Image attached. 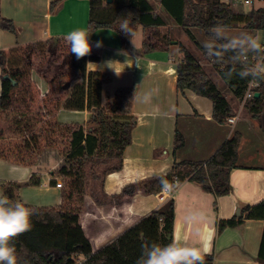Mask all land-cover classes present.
Here are the masks:
<instances>
[{"label":"trees","instance_id":"16d2710c","mask_svg":"<svg viewBox=\"0 0 264 264\" xmlns=\"http://www.w3.org/2000/svg\"><path fill=\"white\" fill-rule=\"evenodd\" d=\"M91 14L88 29L93 32L97 29L109 28L116 31L127 42L131 39L138 26L147 27L144 41V52L168 50L172 39L168 34L161 33V26L165 20L156 14L147 0H89ZM168 10L171 17L182 28L205 54L202 44L194 34V29H203L205 35L212 37L211 30L220 25L224 28L244 27L251 31L257 30L264 34V7L236 6L223 0H159ZM53 6V5H52ZM55 4L52 10L55 9ZM127 21L129 33L121 31V25ZM0 27L18 33L13 20L4 17L0 5ZM65 37H53L33 43L17 44L9 52L0 50V67L2 68V92L0 96V115L12 117L8 122L20 136L24 137L19 144L9 143L0 145V159L26 167L39 166V162H29L25 157L35 153L38 149L52 152L58 131H65L69 143L62 152L64 156L59 167L53 170V175L61 176L65 181L62 193V203L55 206H33L25 204L35 210L31 217L30 231L18 236L11 243L14 244L17 255V264H136L141 255V246L153 242L167 245L174 241V226L176 218V201L169 199L160 209L152 211L142 217L115 240L94 252L92 243L87 237L83 224L80 222L81 213L85 207V198L90 196L98 205H106L119 200L125 194H131L140 184H130L119 194L112 196L105 192V179L108 173L121 170L124 166L126 148L132 142V132L137 123L133 115V101L135 91L132 87L118 88L114 96L106 95L103 99V84L108 81L109 75L100 71L89 70L88 60H98L97 55H87L79 60L70 52L64 62L51 61L38 72L44 78L51 76L50 85L55 87V81L64 78L66 73L71 75V88L66 90L65 84H60L54 94L68 93L66 98H55L54 109L92 110V126L86 129L83 124L75 123L62 127L59 121L53 123L37 118L28 117L30 112L22 111L28 105V98L32 94L31 87L22 79L27 76L24 62L28 55H22L23 49L33 53L34 46L50 45L53 50ZM218 43H222L217 41ZM26 45V46H24ZM182 57L177 65V85L180 91L191 89L198 95L208 97L213 101V117L219 123H226L236 115V108L228 95L213 79L210 71L202 65L201 60L182 42H179ZM232 53H225L223 60L208 58L212 68L217 71L237 101L242 102L247 91L250 79H241L233 76L228 80L224 73L232 66ZM252 56L247 63L252 65ZM237 69L241 66L236 65ZM9 75L10 78H5ZM16 82V84L14 83ZM260 93L246 100L244 103L248 113L258 121L264 131V79L261 80ZM51 97V95H48ZM62 100H64L62 102ZM63 106V107H62ZM51 112L46 115L52 116ZM6 128L0 127V140ZM242 134H235L207 161L184 160L174 164L173 169L164 175L152 178L146 182L148 193L161 191L160 179L170 182L179 180L180 184L190 180L204 190L213 192L216 197L232 193L231 172L236 167ZM176 149L184 144V138L176 133ZM54 150V149H53ZM41 174L32 173L26 182L9 181L5 184L10 201H19L16 191L23 186L40 185ZM51 183L56 185V179ZM3 186V187H4ZM215 208H218L215 202ZM240 214L230 219L218 221V233L227 227H237L246 220H264V199L257 204H246L241 207ZM205 264H214L213 253L204 254ZM84 259H83V258ZM261 264H264V232L259 252Z\"/></svg>","mask_w":264,"mask_h":264},{"label":"crops","instance_id":"0c3cea01","mask_svg":"<svg viewBox=\"0 0 264 264\" xmlns=\"http://www.w3.org/2000/svg\"><path fill=\"white\" fill-rule=\"evenodd\" d=\"M147 1L166 22L160 27L161 33L168 34L175 43L172 42L168 50L144 52L147 27L143 25L138 26L135 35L127 42L112 29H97L91 32L89 42L92 55L99 56V59L88 60L87 63L89 70L109 75L108 81L103 84L104 96L110 94L106 85L111 81H116L119 87L130 86L135 91L133 115L137 123L132 132V142L125 150L123 168L106 176L105 192L112 196L121 193L127 185H140L133 193L106 205H98L93 198L86 196L80 222L94 252L98 251L166 203L158 200L157 193L146 191L147 181L169 173L176 162L207 161L235 132H240L242 141L237 165L231 172L232 193L216 197L213 192L190 180L175 188L172 196L177 209L174 241L182 245H196L204 254L213 253L214 264H261L258 256L264 220L249 219L220 233L218 221L230 219L242 206L254 205L264 199V131L242 102L232 98V94L228 98L236 108V121L219 123L213 117V101L210 98L201 97L191 89H178L177 65L182 57L179 42L188 46L192 39L178 28L159 0ZM54 4L55 9L52 10ZM0 5L2 15L13 20L18 28L15 34L0 27V50L6 52L17 44L66 37L74 30L88 28L92 9L89 0H0ZM138 30H141V35L137 38ZM193 31L197 37L199 29ZM97 41H102V47H96ZM200 60L204 65V60ZM108 61L113 62L111 67ZM2 78L0 67V94ZM178 131L184 138V144L176 149ZM4 165L12 166L13 174L0 173V181L26 182L32 173L39 172L0 159V166ZM39 173L43 177L40 190H49V181L60 178L53 175V170ZM46 174L51 177L44 179ZM0 186L4 192L5 186ZM8 189L10 191L11 187ZM54 189L61 188L55 186ZM16 194L23 202L21 195ZM150 196L154 200H150ZM47 200L48 196L42 204L49 203ZM61 203L62 194L57 205ZM194 212L203 213V218L190 221L188 217Z\"/></svg>","mask_w":264,"mask_h":264},{"label":"rangeland","instance_id":"374dc122","mask_svg":"<svg viewBox=\"0 0 264 264\" xmlns=\"http://www.w3.org/2000/svg\"><path fill=\"white\" fill-rule=\"evenodd\" d=\"M257 5L259 6H264V1L262 2H257ZM245 10L250 9V7H244ZM140 28V27H139ZM178 28L181 29V27L178 25ZM142 30V29H141ZM141 30H138L136 36L137 38L141 35ZM224 31L226 32L227 35L232 36V35H238L240 33H249L251 34V31L247 28L244 27H238V28H224ZM183 32V31H182ZM254 34V33H253ZM252 34V35H253ZM185 35V33H184ZM186 36V35H185ZM260 43L264 39V34L262 32H257L255 35ZM197 39L202 43L205 44L208 42L211 38L207 37L205 35V32L203 29H199L197 33ZM47 40V39H46ZM218 43V42H217ZM27 45V44H26ZM24 45V46H26ZM50 45H40V46H34L32 49L33 53H27V49H23L21 54L22 55H28L27 61L24 62V69L27 71V76L22 79L23 82H27V84L30 85L32 94L28 98V105L23 108V105H21L22 111L30 112L31 115L28 117L35 118L36 115L37 118L40 120L42 119L43 122H46L47 119L51 120L53 123H55V120L59 121L62 127H68L69 125H73L75 123H80L83 124L86 129L91 128L92 124V117H93V111L92 110H70V109H65V108H60V109H54L53 105L51 104V99L53 100V104H56L55 98L60 95L62 99L66 98L68 93L62 94V92H59V94H54V90L59 88L60 84H65L67 82H70L71 80V75L66 73L64 78H60L56 80L55 82V87L52 89V85L49 83V79H51V76H48L47 78H44L42 74H40L38 71L45 66L49 60L51 61H57L64 62V59L68 56V54L71 52L70 45L65 41L62 40L53 48V50L49 49ZM189 49L194 52V54L204 60V66L210 71L213 79L219 84L220 88L227 94H231L229 87L227 86L224 81H222L217 73L212 68V65L210 64L208 58L203 54V51L199 49V47L196 45V43L191 40L190 43L188 44ZM89 55H92L90 53ZM71 88V85L68 88H65L66 90H69ZM120 88L119 85L117 84L116 81L110 82L109 84L106 85L107 91H110V94L112 95V98L114 96V92L116 89ZM48 95H51V97H48ZM233 98V97H232ZM108 98L104 96L103 92V99L102 102L105 103ZM64 100H62L63 102ZM63 107V106H62ZM84 111H88V113H84ZM245 111V110H244ZM47 112H51L50 114L52 116L46 115ZM12 117L8 118L6 114L0 115V127L6 128V131L3 134V139L0 140V145L5 146L8 145L9 143L12 144H19L23 140V136L21 137L18 132H16L15 128H12L10 125L8 127V122H12ZM36 119V118H35ZM65 131L60 130L58 131L57 135H54L53 138L55 139V143L52 149V152L48 151V149L44 151H40L39 149L31 154L30 156H26L25 158L29 160V162H39V166H34L31 167L33 170L37 171H43V172H50L51 170H56L62 159L63 155L62 152L64 149L68 146V139L65 135ZM62 151V152H61ZM4 160V159H3ZM5 161V160H4ZM12 166L4 165L0 166V173L4 175H12L13 171L11 170ZM37 174H40V173ZM50 174H46L44 179L50 178ZM61 177V176H58ZM43 178V177H42ZM62 178V177H61ZM43 180V179H42ZM42 180L40 185H30V186H23L19 188L16 193L18 195H21L23 198V202L25 204H31L33 206H55L59 203V198L61 194L63 193V188H65V181L62 178L61 180L64 183V186L61 189H54L56 185L52 184L49 181V190L45 191V188L40 190V186H42ZM9 181H0V185L5 184ZM18 182V181H16ZM20 182V181H19ZM18 182V183H19ZM54 186V187H53ZM9 189H5L3 192V189L0 186V195H4L8 197ZM23 190V192H22ZM47 192V193H43ZM175 194V193H174ZM48 196L47 200L49 203L47 204H42L44 199ZM150 200H154L153 196L149 197ZM57 201V202H55Z\"/></svg>","mask_w":264,"mask_h":264},{"label":"clouds","instance_id":"9594fccd","mask_svg":"<svg viewBox=\"0 0 264 264\" xmlns=\"http://www.w3.org/2000/svg\"><path fill=\"white\" fill-rule=\"evenodd\" d=\"M121 31L129 33L127 21L121 25ZM211 32V39L204 44L206 56L221 61L225 53H232L230 57L232 66L224 73L226 79L230 80L233 76L250 79V82L264 79V63L253 65L247 63L250 55L264 57V45L256 36L243 32L229 36L220 25L215 26ZM90 35L88 28L77 29L66 35L65 41L70 45L71 53L77 60L91 53ZM217 41L222 43H217ZM96 47H102V41H97ZM107 63L109 67L113 64L112 61ZM238 64L241 66L239 69L236 67ZM160 184L162 192L171 193L180 181L177 179L170 182L161 178ZM33 215H35V210L27 207L25 203L10 201L7 196L0 195V264H17L16 249L11 242L31 230ZM202 218L203 213L195 212L188 217L190 221ZM136 264H205V255L200 247L182 245L177 241L163 246L155 242L144 243Z\"/></svg>","mask_w":264,"mask_h":264},{"label":"built area","instance_id":"2783aa9c","mask_svg":"<svg viewBox=\"0 0 264 264\" xmlns=\"http://www.w3.org/2000/svg\"><path fill=\"white\" fill-rule=\"evenodd\" d=\"M223 1L227 2V3H232L233 5H236V6L241 5L244 7H250V8L256 7V8H258V7H262V6H258L257 2H261L263 0H223ZM261 44L264 45V39L262 40ZM248 59H249V57H248ZM257 63H264V57H258V56L253 55L252 56V65L257 64ZM260 85H261V80L256 81V82H249L247 91H246L244 98H243V101H242L243 105L246 102V100L252 98L256 94V92H257L256 90L258 87H260ZM236 118L237 117H231L228 120H229V122L234 123L236 121ZM61 179H62L61 177L56 179V186L58 188H62L64 186V183ZM174 192H176L175 189L171 193L162 192V190H161L157 193L158 200L162 203L167 202L169 199L172 198V196L174 195Z\"/></svg>","mask_w":264,"mask_h":264},{"label":"water","instance_id":"95a60500","mask_svg":"<svg viewBox=\"0 0 264 264\" xmlns=\"http://www.w3.org/2000/svg\"><path fill=\"white\" fill-rule=\"evenodd\" d=\"M112 1H113V0H109V2H112ZM256 33H257V30H255V32H254L253 35L255 36ZM172 42L175 43V41H172ZM4 77L7 78V79L10 78L9 75H5ZM14 83L16 84V82H14ZM69 86H70V82H67V83L65 84L64 88H68ZM259 95H260V93H259V92H256L255 96L258 97ZM240 212H241L240 209L237 210V214H240Z\"/></svg>","mask_w":264,"mask_h":264}]
</instances>
